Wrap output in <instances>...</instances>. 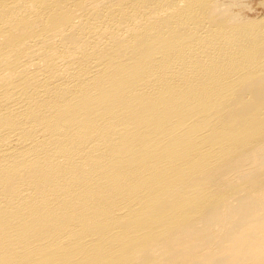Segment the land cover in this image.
Masks as SVG:
<instances>
[{
    "label": "bare ground",
    "instance_id": "obj_1",
    "mask_svg": "<svg viewBox=\"0 0 264 264\" xmlns=\"http://www.w3.org/2000/svg\"><path fill=\"white\" fill-rule=\"evenodd\" d=\"M247 6L0 0V264H264Z\"/></svg>",
    "mask_w": 264,
    "mask_h": 264
},
{
    "label": "rangeland",
    "instance_id": "obj_2",
    "mask_svg": "<svg viewBox=\"0 0 264 264\" xmlns=\"http://www.w3.org/2000/svg\"><path fill=\"white\" fill-rule=\"evenodd\" d=\"M244 3L246 4V6L248 5L247 6L248 9H247V7H246V9L247 10L250 9L249 11H247L246 9L243 10V13L246 17L256 18V17L264 15V0H244ZM259 4H262V5H259ZM234 10L237 11L238 10L237 7L234 8ZM250 11H252V13H250Z\"/></svg>",
    "mask_w": 264,
    "mask_h": 264
}]
</instances>
